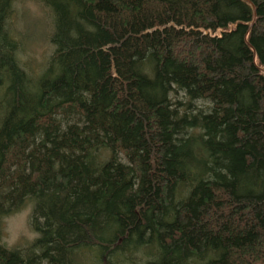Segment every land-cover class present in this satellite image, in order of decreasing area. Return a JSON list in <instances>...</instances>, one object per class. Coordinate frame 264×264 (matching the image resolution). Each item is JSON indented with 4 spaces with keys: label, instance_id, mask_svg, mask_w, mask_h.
Masks as SVG:
<instances>
[{
    "label": "trees",
    "instance_id": "1",
    "mask_svg": "<svg viewBox=\"0 0 264 264\" xmlns=\"http://www.w3.org/2000/svg\"><path fill=\"white\" fill-rule=\"evenodd\" d=\"M0 0V264H264V0H39L31 79Z\"/></svg>",
    "mask_w": 264,
    "mask_h": 264
},
{
    "label": "rangeland",
    "instance_id": "2",
    "mask_svg": "<svg viewBox=\"0 0 264 264\" xmlns=\"http://www.w3.org/2000/svg\"><path fill=\"white\" fill-rule=\"evenodd\" d=\"M7 26L17 42L22 67L31 79L38 78L54 49L50 42L52 11L39 0H15ZM32 208L33 203L26 200L21 208L1 218V243L7 248L25 249L37 236L29 224Z\"/></svg>",
    "mask_w": 264,
    "mask_h": 264
}]
</instances>
